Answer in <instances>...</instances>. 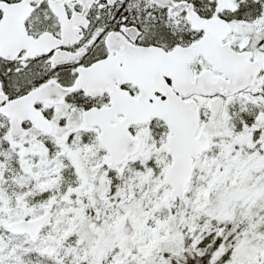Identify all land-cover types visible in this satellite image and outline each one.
<instances>
[{
  "label": "snow or ice",
  "instance_id": "6c2138e0",
  "mask_svg": "<svg viewBox=\"0 0 264 264\" xmlns=\"http://www.w3.org/2000/svg\"><path fill=\"white\" fill-rule=\"evenodd\" d=\"M0 264H264V0H0Z\"/></svg>",
  "mask_w": 264,
  "mask_h": 264
}]
</instances>
